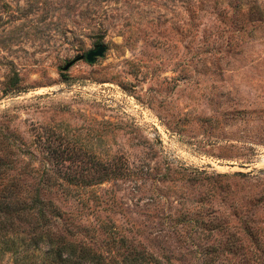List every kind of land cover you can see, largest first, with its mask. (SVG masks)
<instances>
[{"label":"rangeland","instance_id":"1","mask_svg":"<svg viewBox=\"0 0 264 264\" xmlns=\"http://www.w3.org/2000/svg\"><path fill=\"white\" fill-rule=\"evenodd\" d=\"M67 244L264 264V0H0V264Z\"/></svg>","mask_w":264,"mask_h":264},{"label":"trees","instance_id":"2","mask_svg":"<svg viewBox=\"0 0 264 264\" xmlns=\"http://www.w3.org/2000/svg\"><path fill=\"white\" fill-rule=\"evenodd\" d=\"M45 254L51 264H104L101 257L83 246H49Z\"/></svg>","mask_w":264,"mask_h":264},{"label":"water","instance_id":"3","mask_svg":"<svg viewBox=\"0 0 264 264\" xmlns=\"http://www.w3.org/2000/svg\"><path fill=\"white\" fill-rule=\"evenodd\" d=\"M105 52V47L103 46H98L95 49L89 51L84 57L80 56L78 58H76L75 60L69 62L68 64H66V66L63 68L64 71H66L70 66H72L76 61L81 60V59H85L86 62L93 64L97 58H100L103 56Z\"/></svg>","mask_w":264,"mask_h":264}]
</instances>
